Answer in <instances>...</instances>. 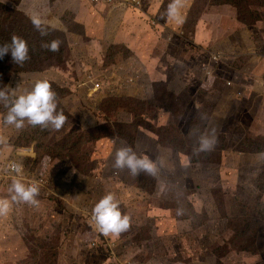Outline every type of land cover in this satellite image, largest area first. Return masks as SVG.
Segmentation results:
<instances>
[{
    "label": "rangeland",
    "instance_id": "rangeland-1",
    "mask_svg": "<svg viewBox=\"0 0 264 264\" xmlns=\"http://www.w3.org/2000/svg\"><path fill=\"white\" fill-rule=\"evenodd\" d=\"M88 6L92 13L85 15ZM98 8L80 0H0V45L17 35L29 46L23 65L11 53L0 58V89L12 99L46 76L57 111L67 117L58 131L27 122L17 130L3 123L7 108L0 102L6 138L0 198L11 201L7 161L22 168L23 181L46 182L34 212L23 207L17 218L14 206L12 219L0 218L16 233L11 240L7 231L0 236V264H264V71L254 62L264 58V0H194L182 23L166 21L163 29L164 18L152 17L153 33L144 40L149 51L140 42L120 44L119 28L133 37L122 13L117 29L108 18L98 31ZM42 13L47 35L30 20ZM173 32L184 49L169 53L160 43L170 35L179 39ZM52 40L60 42L58 52L42 47ZM218 54L223 58L215 59ZM88 75L103 89L85 85ZM237 91L239 101L233 100ZM216 114L220 125L241 123L239 139L230 125L231 142L222 134L215 150L194 154ZM122 142L138 155L162 159L157 175L114 169ZM65 177L71 188L47 191L48 180ZM108 192L130 217L118 236L105 237L89 224Z\"/></svg>",
    "mask_w": 264,
    "mask_h": 264
},
{
    "label": "clouds",
    "instance_id": "clouds-1",
    "mask_svg": "<svg viewBox=\"0 0 264 264\" xmlns=\"http://www.w3.org/2000/svg\"><path fill=\"white\" fill-rule=\"evenodd\" d=\"M183 4L184 0H171L167 6V19L182 23L180 9ZM30 20L33 26L41 32V35H47V31L44 28L46 22L39 15L32 14ZM42 47L51 52H58L60 42L52 40L44 43ZM8 53H11L12 61L16 65H23L29 59L27 41L20 36L13 35L10 43L0 45V58H3ZM12 95L14 98L10 99L8 92L0 89V102H3L7 108V113L3 118V123L6 126H12L20 130L24 128L25 122H27L33 127L40 126L56 131L64 126L67 117L62 111H57L56 93L48 80H37L32 89L26 94L15 96L13 92ZM3 142H6V138L0 136V143ZM215 144L216 136L214 130L211 133L201 134L198 138V146L193 148V153L199 155L202 152H210L215 147ZM158 164L163 166L164 161L160 159L157 162L147 156L138 155L131 146L122 142L114 153L112 167L117 170L127 169L128 173L133 177L141 173L156 176L159 171ZM12 171L16 174V177L22 175L23 172L19 165H14ZM16 177L9 179L12 180L9 188L11 201L7 198H0V217L10 213L12 202H23L30 206L39 207V201L37 200L39 195L38 186L35 183L25 184V181L22 182L23 180ZM63 179H58L56 182L59 181L62 185ZM177 214L182 215L183 210L178 209ZM89 224L105 237L118 236L129 229L130 217L122 213L120 202L111 192H108L94 205Z\"/></svg>",
    "mask_w": 264,
    "mask_h": 264
},
{
    "label": "crops",
    "instance_id": "crops-1",
    "mask_svg": "<svg viewBox=\"0 0 264 264\" xmlns=\"http://www.w3.org/2000/svg\"><path fill=\"white\" fill-rule=\"evenodd\" d=\"M80 1L83 2L84 0H80ZM193 1L194 0H184L183 6L184 5L186 6L185 7V10H184L185 12L188 11V10H190V8L193 6ZM33 2L40 3V0H33ZM84 2L86 3V1H84ZM170 2H171V0H159V1L158 0H141V7H140L139 11L138 10H135V9H132V8H129L128 9V8H125V7H119V8H116V9H109V8L107 9L104 6H98L99 7L98 8V11L100 12V21L97 24V29L99 31L100 30V27H103V30H104L105 29L104 27L107 24L108 18H111L110 23H112L113 30H114V28L117 29V27L120 26V21L121 22H124V19L127 20V21L130 20L129 22L132 24V27L129 26L130 29H128V30H131V32L133 33V37H130V38L127 37V35L124 32H122L120 30V28H119L117 30L118 31L117 37L119 39V42L120 41L121 42H124L125 41V42H128V43H132L133 44L132 46H136L137 43L140 42V43L144 44V46H146V42H144V40H147V39L149 40L148 37H149V35L151 33H153L152 31L154 29L153 28L154 26L153 27L151 26V25H154V24H153V22L151 23V21H150L152 19V17L159 21V22L156 21L157 23H160V20L164 18V20H165L164 24H162V22L160 23V28L161 29H163L162 27H165L166 28V24H165L166 21L169 22V23L170 22H172V23L176 22L174 20L167 19V6H168V4ZM160 4L163 5V9H161V5ZM89 5H91V4H89ZM21 6H22V3H21ZM110 8H115V7H110ZM153 8L157 9L158 12H156V13L153 12L152 11ZM107 11H110V13L107 14V15H105V13ZM184 11H182L180 9V14L183 13ZM89 13H92V11H91V8L88 6V9H86L85 15L86 14H89ZM120 13L123 14V18L124 19L123 20H115L116 15H118ZM27 14H30V12L27 13ZM154 15H156V16H154ZM39 16L40 17H43V16H45V14L42 13ZM79 17H80V15H79ZM136 21H137V23H136ZM161 25H163V26H161ZM172 34L173 35H176L179 39H176L175 36H171L170 35L168 38L161 39L162 40L161 41L162 43H160V44H162L163 48H165L166 50H168L169 53L174 52L176 47L177 48H181L183 50L184 49V42L181 41L182 39H180V37L178 36V33L173 32ZM121 42H120V44H121ZM150 46H151L150 44L148 46H146L148 51H149V48L148 47H150ZM231 46L232 47H229L228 49H229L230 52H233L231 48L234 49V46L233 45H231ZM163 48H161V49H163ZM158 52L161 53L159 50H158ZM168 59H169V57H168ZM180 60L181 59L174 60V61H175L176 64H179L180 63ZM254 62L256 64L258 63L259 66L261 65L262 68H260V69H261V71H264V58H261V57L256 58ZM185 65L188 66L187 63H184V64H182V67H184ZM182 75H185V74L182 73ZM46 78H47L46 76L45 77H40L38 80H40V79H46ZM33 86L34 85H32L31 87H29V90H31ZM229 89H232V88H229ZM228 91L234 92V91H231V90H228ZM237 95L239 97L238 91L236 92L235 96L233 97V100L239 101L237 99L238 98ZM247 112H248V110H247ZM217 115L218 116H221L219 114H217ZM240 124L241 123H237L236 125H233L232 123H226V124H223L221 126H218L221 129L220 130L218 128L213 129L212 127H214L216 125L211 123L210 126L205 130L204 133H211L214 130L215 136L217 138V136L219 135V133H222L223 132L222 130L227 131L228 128H229V126L230 125H233V131L235 133H237L236 134V139H239L240 135L238 133V129H239V125ZM250 126H251V129L253 127L252 124L251 125L248 124L247 129H246V135L244 136V138L247 136ZM227 132H229V131H227ZM228 136H229L230 142H231V137H230L229 134H228ZM225 151H226V149L223 152L225 153ZM64 170H66V169H64ZM7 180H9V179H7ZM10 181H12V180H10ZM56 181L57 180H55V182H54V190L56 189V187L61 186V184L59 183V181L58 182H56ZM22 182H24V181H22ZM62 185L64 187H66L67 185H69L68 188H71L72 187V186H70L72 184L67 182L66 177L63 179V184ZM55 193H56V190H55ZM6 195H7V191H6ZM21 203L22 204L16 203V205L12 203L11 210L15 206V216L17 218L24 216L23 207L27 208L28 206H30V205H28L26 203H23V202H21ZM31 207H32L31 209H28V208L27 209L30 210L31 212H34V210H35L34 207L35 206H31ZM11 212L12 211H10V213L8 215L3 216V217H0V218H7V219L11 218ZM9 227H10L9 225H1V222H0V236L4 235L3 233H6V231H7L8 233H11V234L8 235L6 237V239H10L11 240V239H13V237L16 236V233H14L15 232L14 230L7 229ZM15 239H16V242L19 241L17 238H15ZM21 248H23V247H21ZM167 264H170V263H167Z\"/></svg>",
    "mask_w": 264,
    "mask_h": 264
},
{
    "label": "built area",
    "instance_id": "built-area-1",
    "mask_svg": "<svg viewBox=\"0 0 264 264\" xmlns=\"http://www.w3.org/2000/svg\"><path fill=\"white\" fill-rule=\"evenodd\" d=\"M86 1L88 4H91L93 6H105V7H115V8H119V7H125V8H132L135 10H139L141 7V0H84ZM223 54H218L216 55L215 59H222L223 58ZM218 57V58H217ZM87 82H85L84 84L87 85L88 83H92V90L93 91H98L103 89V85L100 81L96 80L93 83V77L91 75L87 76ZM230 85V83H229ZM14 165H17L14 162H8L5 164L4 170L6 171L7 175H8V179H13L14 177H16V174L12 171V167ZM19 178L21 180L22 176L16 177ZM31 183H35L38 188H39V194H41L42 192L44 193L45 191V187H40L42 184L46 183L43 179L38 180L37 177H33L32 179H29L28 181L25 182V184H31ZM54 188V181H49L47 183V191H49V193L53 194L55 192ZM54 191V192H53Z\"/></svg>",
    "mask_w": 264,
    "mask_h": 264
},
{
    "label": "trees",
    "instance_id": "trees-1",
    "mask_svg": "<svg viewBox=\"0 0 264 264\" xmlns=\"http://www.w3.org/2000/svg\"><path fill=\"white\" fill-rule=\"evenodd\" d=\"M215 64V63H214ZM207 65V64H206ZM205 65V66H206ZM209 68H212L213 70H214V68H215V66H213V63L211 64L210 63V65H207ZM229 87H232L233 86V83H232V85L230 86V85H228ZM228 88V87H227ZM229 89V88H228ZM236 91V90H235ZM241 91L239 90V93H240ZM238 93V94H239ZM237 97H238V95H237ZM170 113V112H169ZM166 116L167 115H169V118L170 117H172V114L170 113V114H168V113H166L165 114ZM219 118V119H218ZM220 119H221V116H218L217 114H216V116H215V118L212 120V122H215V125L216 126H221L220 124H218L219 122H220ZM233 125H236L238 122H231ZM220 129V128H219ZM206 130V129H205ZM205 130L203 129L202 130V134H204V132H205ZM221 130V129H220ZM223 132L222 133H219V135L217 136V138H216V144H215V148L219 145V143H220V139H219V137H220V135H222V134H225V138H227L228 140H229V142H230V138H229V136H228V134L230 135V133L229 132H227V131H225V130H222ZM228 133V134H227ZM230 137L232 138V136L230 135ZM219 139V140H218ZM215 148L213 149V150H215ZM225 149H223L222 151H224ZM7 162H9V161H7ZM6 162V163H7ZM66 179H67V182L68 183H70V182H73L71 179H68L67 177H66ZM10 181V180H9ZM262 230V227L260 228V231Z\"/></svg>",
    "mask_w": 264,
    "mask_h": 264
}]
</instances>
